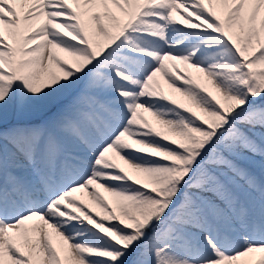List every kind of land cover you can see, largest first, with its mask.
Returning <instances> with one entry per match:
<instances>
[{
	"label": "snow or ice",
	"instance_id": "1",
	"mask_svg": "<svg viewBox=\"0 0 264 264\" xmlns=\"http://www.w3.org/2000/svg\"><path fill=\"white\" fill-rule=\"evenodd\" d=\"M0 264H264V0H0Z\"/></svg>",
	"mask_w": 264,
	"mask_h": 264
},
{
	"label": "rangeland",
	"instance_id": "2",
	"mask_svg": "<svg viewBox=\"0 0 264 264\" xmlns=\"http://www.w3.org/2000/svg\"><path fill=\"white\" fill-rule=\"evenodd\" d=\"M84 199H85L86 202L90 203V201L88 200V198H87L86 195H85ZM93 207H94V206H93Z\"/></svg>",
	"mask_w": 264,
	"mask_h": 264
},
{
	"label": "bare ground",
	"instance_id": "3",
	"mask_svg": "<svg viewBox=\"0 0 264 264\" xmlns=\"http://www.w3.org/2000/svg\"><path fill=\"white\" fill-rule=\"evenodd\" d=\"M164 87L166 88L167 86H166V85H164Z\"/></svg>",
	"mask_w": 264,
	"mask_h": 264
}]
</instances>
